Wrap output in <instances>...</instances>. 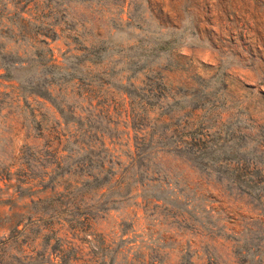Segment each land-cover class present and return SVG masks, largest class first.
<instances>
[{"label":"rangeland","instance_id":"374dc122","mask_svg":"<svg viewBox=\"0 0 264 264\" xmlns=\"http://www.w3.org/2000/svg\"><path fill=\"white\" fill-rule=\"evenodd\" d=\"M0 264H264V0H0Z\"/></svg>","mask_w":264,"mask_h":264},{"label":"trees","instance_id":"16d2710c","mask_svg":"<svg viewBox=\"0 0 264 264\" xmlns=\"http://www.w3.org/2000/svg\"><path fill=\"white\" fill-rule=\"evenodd\" d=\"M6 59H10V57H5Z\"/></svg>","mask_w":264,"mask_h":264}]
</instances>
